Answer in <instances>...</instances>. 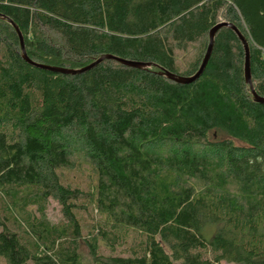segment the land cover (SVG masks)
<instances>
[{"label": "trees", "instance_id": "obj_1", "mask_svg": "<svg viewBox=\"0 0 264 264\" xmlns=\"http://www.w3.org/2000/svg\"><path fill=\"white\" fill-rule=\"evenodd\" d=\"M11 22L40 65L152 67L35 68ZM221 23L247 40L264 98V0H0L5 264H264V104L243 43L223 28L196 82L164 75L194 76ZM75 156L94 176L88 195L61 178ZM51 200L64 222L47 218ZM85 200L105 216L88 236ZM131 231L138 245L115 255Z\"/></svg>", "mask_w": 264, "mask_h": 264}, {"label": "rangeland", "instance_id": "obj_2", "mask_svg": "<svg viewBox=\"0 0 264 264\" xmlns=\"http://www.w3.org/2000/svg\"><path fill=\"white\" fill-rule=\"evenodd\" d=\"M199 51V48L197 49ZM195 49H192L191 55H196L198 52ZM189 56L187 57L186 60H184L186 57H181L183 61L181 60V63L188 66L189 63H192V59ZM192 60V61H191ZM182 65V64H181ZM75 165L74 169H65L61 171V178L63 180V183L66 185H69L72 188H77L80 191H84L87 193L86 195L89 194L94 188V176L91 175L90 168L87 164L82 165V156H75L74 158ZM91 201V199H90ZM90 201L85 200V203L87 205V212H82L80 211L78 213V216L81 217V221L85 223L84 225L86 226V229L84 231V235L88 236L89 230L91 231V227L95 225L96 223H99L105 219L104 215H101L96 206L92 203H89ZM82 204V201L79 202ZM82 207V206H81ZM46 215L47 218L49 219L51 224H56L60 222H64V217L62 213V209L60 204L55 201L51 200L46 208ZM90 228V229H89ZM1 231V228H0ZM140 241V238L136 235L135 232L131 231L130 235L128 236V241L123 244L122 246L116 247L117 249L115 250L114 254L118 256H126L130 255V252H132L134 247L138 245V242ZM82 249V247H81ZM82 251V250H81ZM84 251V250H83ZM102 251L105 255L111 254L110 250H107L102 246ZM0 264H5V262L0 259Z\"/></svg>", "mask_w": 264, "mask_h": 264}, {"label": "water", "instance_id": "obj_3", "mask_svg": "<svg viewBox=\"0 0 264 264\" xmlns=\"http://www.w3.org/2000/svg\"><path fill=\"white\" fill-rule=\"evenodd\" d=\"M12 25L15 27V29H16L19 37H20V42H21V47H22V55H23L24 60L29 65H31V66H33L35 68L51 71V72H54V73L77 75V74H83L85 72L90 71L91 69H93L97 65L101 64L105 60L116 61V62H118V63H120V64H122L124 66L130 67V68H135V69H140V70H146V69H149L150 67H152L151 64L127 61V60L120 59L118 57H114V56H111V55L110 56L109 55L103 56L100 59H98L97 61H95L93 64H91L88 67H85L83 69H80V70H66V69H60V68L40 65V64H37V63L33 62L32 60H30L28 58L27 53H26V49H25L23 36H22L20 30L13 23H12ZM223 28H228V29L233 30L237 34V36L239 37L241 42L243 43L244 49H245V54H246V60H245V79H246V83L250 86V88L252 90V95L254 96L256 102L264 104V98L259 97L257 95L254 87H253L252 71H251V57H250L249 44H248L247 40L245 39V37L240 32V30L235 25L230 24V23H221V24L215 26L212 29V31L210 33V45H209L206 57L203 60V63L201 65L199 71L194 76L185 78V77L175 76V75H173V74H171L169 72H164L165 77L168 78L169 80L175 82V83L184 84V85H189V84H192V83L196 82L203 75L204 71L206 70V68L208 66V63L210 61V58H211V55H212V52H213L216 34Z\"/></svg>", "mask_w": 264, "mask_h": 264}]
</instances>
